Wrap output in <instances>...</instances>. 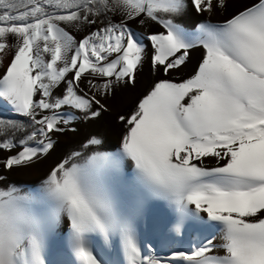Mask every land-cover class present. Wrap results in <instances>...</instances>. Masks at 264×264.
<instances>
[{
    "label": "snow or ice",
    "instance_id": "snow-or-ice-1",
    "mask_svg": "<svg viewBox=\"0 0 264 264\" xmlns=\"http://www.w3.org/2000/svg\"><path fill=\"white\" fill-rule=\"evenodd\" d=\"M232 2L0 0V106L13 114L0 115V264H58L54 238L63 264H264V0L225 15ZM146 63L157 78L116 117L115 151L92 134L38 186L8 180L108 113ZM149 202L199 243L161 256L138 226Z\"/></svg>",
    "mask_w": 264,
    "mask_h": 264
},
{
    "label": "bare ground",
    "instance_id": "bare-ground-1",
    "mask_svg": "<svg viewBox=\"0 0 264 264\" xmlns=\"http://www.w3.org/2000/svg\"><path fill=\"white\" fill-rule=\"evenodd\" d=\"M238 6L239 0H233L225 15L231 14V12ZM200 19L202 18L192 15L185 18L184 22L187 25ZM213 19L216 21H221L224 19V16L218 15ZM9 55L5 58L6 60L8 59ZM200 55L201 53L199 51H195L193 53L189 64L183 70L184 77H187L194 72ZM6 67L7 65L3 63V67H0V72H2ZM156 78L157 76H154L151 73L149 65L146 63L144 69L137 77V84L135 87L121 88L116 92L115 97L107 101L110 108L108 113H104L97 121L75 122L77 127V131L75 133H68L56 137L57 146L46 158L30 167L18 168L6 173L8 180L17 184L18 186H38L40 182L46 177L47 172L52 166H54L59 160L64 158V156L68 155L70 152L77 150L80 143L85 141V139L92 134H99L105 140V144L102 146L103 150L115 151L123 131L122 126L117 123L116 117L121 113H127L131 111L138 98L148 90L149 86ZM0 115L12 116L13 114L8 112L3 106H0ZM148 204L149 203H147L144 207L143 215L147 211ZM161 209L166 210L154 213V219L148 223V226L141 227V220L139 221L138 226L142 236L152 242L159 240L161 243L166 242L170 245L182 243L183 237L185 238L184 235L180 238L178 237L179 239H177V237L171 233L173 220L171 211L167 209L166 205H164ZM167 213L170 214V216L167 215ZM175 239H177V241ZM201 239V232L195 229H190L188 233V240L185 243V246L188 248L190 245L199 243ZM61 257L65 258V260L68 258L62 250V244L59 238H54L53 259L57 261Z\"/></svg>",
    "mask_w": 264,
    "mask_h": 264
},
{
    "label": "rangeland",
    "instance_id": "rangeland-1",
    "mask_svg": "<svg viewBox=\"0 0 264 264\" xmlns=\"http://www.w3.org/2000/svg\"><path fill=\"white\" fill-rule=\"evenodd\" d=\"M11 59V54L9 55L8 59H4V64L7 65ZM164 206L162 202H149L147 205V211L146 213L141 217V227L148 226V223H150L151 220L154 219V213L165 211L166 209H161ZM167 215L170 216V214L167 213ZM190 229L184 234L185 238L183 237L182 243L176 244V245H170L166 242H160L159 240H155L154 244L157 246V250L161 256H165L169 253L171 248H179V249H187L185 246V243L188 240V233ZM202 237V234H201ZM180 238V237H179ZM177 237V239H179ZM177 239H175L177 241ZM180 241V240H178ZM65 261V258L61 257L57 260L58 264H63Z\"/></svg>",
    "mask_w": 264,
    "mask_h": 264
}]
</instances>
